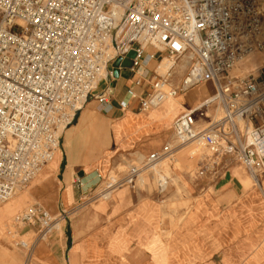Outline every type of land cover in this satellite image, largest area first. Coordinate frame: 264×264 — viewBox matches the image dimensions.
<instances>
[{
    "label": "built area",
    "instance_id": "built-area-1",
    "mask_svg": "<svg viewBox=\"0 0 264 264\" xmlns=\"http://www.w3.org/2000/svg\"><path fill=\"white\" fill-rule=\"evenodd\" d=\"M262 50L264 0H0V205L52 160L87 102L106 101L107 88L99 87L114 77L113 63L131 51L139 84L147 77L145 61L169 65L154 70L141 110L212 82L213 96L174 120L173 138L180 145L204 143L213 166L230 157L254 180L264 179V66L257 74L230 76L239 61ZM181 60L186 75L166 91ZM174 149L168 141L140 165H129L124 183L134 187ZM204 163L201 174L210 161ZM154 177L163 191L166 176L157 170ZM66 214L52 217L34 204L14 216L7 232L30 257L55 228L53 220ZM27 228H37L36 237L16 241Z\"/></svg>",
    "mask_w": 264,
    "mask_h": 264
},
{
    "label": "crops",
    "instance_id": "crops-1",
    "mask_svg": "<svg viewBox=\"0 0 264 264\" xmlns=\"http://www.w3.org/2000/svg\"><path fill=\"white\" fill-rule=\"evenodd\" d=\"M154 63L158 60L145 61L147 77L141 84L136 70L120 69L118 77L100 85L99 92L107 88L106 101L91 99L79 111L75 124L66 128L56 163L47 164L35 187L15 199L10 210L7 205L0 208V237L2 222L26 200L43 199L49 212L79 206L108 168L109 141L114 163H119L120 152L142 160L169 141L180 114L215 93L212 82H203L145 113L139 103L150 91ZM179 63L172 76L174 86L187 72V64L185 69L183 61ZM214 180L210 178L206 185L212 184L213 193L205 189L206 194L188 207V216L168 238L163 235L161 206L150 199L131 203L130 192L114 193L116 188L100 203L81 209L98 214L78 215L69 235L64 233L59 241H38L25 264H264V189L260 187L264 179H253L257 189L245 186L246 178L233 171Z\"/></svg>",
    "mask_w": 264,
    "mask_h": 264
},
{
    "label": "rangeland",
    "instance_id": "rangeland-1",
    "mask_svg": "<svg viewBox=\"0 0 264 264\" xmlns=\"http://www.w3.org/2000/svg\"><path fill=\"white\" fill-rule=\"evenodd\" d=\"M261 54H264V50L259 53H254L250 57L245 59L244 62L241 64V69L244 70L243 72H249L250 70H254L257 69L259 66H262L260 65V63L263 62L264 56H261ZM157 64L158 63H154L151 69L156 70ZM179 64V61H177L176 65L172 69V76L174 71L177 72L176 68ZM168 67L169 65L167 66V68ZM158 71L162 72L163 70L159 69ZM184 72L183 74H185ZM172 87H178V85L174 86L172 84L171 77L170 85L166 87L165 90L169 91ZM145 113H147V111H145ZM210 115L214 116V111H212ZM77 117L78 116L75 117V121L68 127L75 124ZM66 130L67 129L64 130L61 138V150L64 143V134ZM169 141L175 148L172 154L166 160L162 161L156 167L155 170L150 169L144 172L141 176V178L144 177V180L142 181L141 178L137 179L134 187L128 183L124 184L123 186H119V184L124 182L125 174L128 170L129 165H140L141 160L133 157L132 155H128L129 152H120L118 153V158L120 159L119 163H114L116 157L113 154L114 152H112L113 146L110 145L109 141L106 157V164H108V168H106L104 171L102 170V176L100 177L99 181H97L96 185L92 189L86 191L83 196V201L78 202L79 206H77L75 209L73 208L67 211V214L64 216L65 218L63 216L59 217L61 220H63L62 225H60L58 229L54 228L50 232L49 236H47L43 241H59L60 239H62V237H64V233L69 235L68 231L71 229V225L73 227L74 220L78 215L98 214L89 212L84 213L80 210L86 207L87 205H94L100 203L103 198L101 197V195H95V193L99 191V189L104 188L107 183L112 184V186L110 187L112 188V190L116 189L117 187L114 193L119 192L120 190H125L127 194L130 192L131 196L128 197H130L129 199L131 203H139L143 202V200L150 199L152 203L161 206L163 209V235L166 238H168L172 234V232L177 229L179 224H181L188 216V207L193 203H198L202 199L201 195L206 194L205 189H207L209 193H213V187H211L212 184L206 187L210 178L214 177V183H216L217 179L220 178L222 175L229 171H233L234 173L242 175L246 178V181L244 183L245 186H252L254 189L259 188V185H257L254 180L251 179L246 169L230 157H225L222 159V161L217 160V162H220V164L213 166V158L211 157V153L204 143L199 142L200 146H198V142L180 145L173 138V136L170 137ZM192 150H196V153L191 154ZM59 153L60 151H57V153L50 161V164L53 165V163H56ZM204 161H210V163L207 170H205V172L201 174V170L205 164ZM47 167L48 165L43 168V170L38 174V176L27 187L18 191L9 200L1 204L0 208H2V206L7 205L6 208L10 210L12 207V202L15 199L26 193L30 188L35 187L34 185L36 184L37 180L41 177V175L44 174ZM157 170L162 171V173L166 176L168 182L167 188L163 191L162 194H158L157 192L156 179L154 177L157 173ZM53 177L54 179H56V174H53ZM103 183L106 184L103 185ZM260 187L264 189L263 180L260 181ZM195 193L200 194L194 195ZM34 204H38L44 207L46 210L49 209L47 208L43 199H29L26 200L23 205L15 208V210H13L12 213H10L7 218L2 222L0 237V264L27 263L28 252L19 246H15L13 237L7 232V229L12 223V220L15 215L25 211L28 207ZM182 210L183 212H180ZM50 211L52 217H57L62 212V209L58 211L50 209ZM37 232V228H27L21 231L18 236H16V241L32 240L36 237Z\"/></svg>",
    "mask_w": 264,
    "mask_h": 264
},
{
    "label": "bare ground",
    "instance_id": "bare-ground-1",
    "mask_svg": "<svg viewBox=\"0 0 264 264\" xmlns=\"http://www.w3.org/2000/svg\"><path fill=\"white\" fill-rule=\"evenodd\" d=\"M259 52H261V51H258V52H254V53H259ZM254 53H251V54H249L248 56H246L244 59H242L241 61H239L236 65H235V67L230 71V75L231 76H237V77H245V76H247L248 74H257V71L262 67V66H264V65H262V66H259L257 69H255L254 71H249V72H242V73H239V74H236L235 75V73H237L238 71H240L241 70V64L244 62V60L245 59H247L248 57H250L252 54H254ZM181 62V61H180ZM186 62L185 61H183V63L181 64V65H183L184 67L186 66ZM261 65V64H260ZM167 66H168V64H167ZM166 66V67H167ZM157 67H158V65H157ZM174 98V97H173ZM170 99H172V98H170ZM215 111H216V116L217 115H219L220 114V109L218 108H216L215 109ZM214 111V112H215ZM198 142V146H200L199 144V141H194L193 143H197ZM194 153H196V150H192V152H191V154H194ZM107 183V182H106ZM106 183H103V185H105ZM125 183L123 182V183H121V184H119V186H122V185H124ZM112 186V184H108L107 183V185L104 187V188H102V189H99V191H97L96 193H95V195H101V197H104V196H106L108 193H110L111 191H112V188H110ZM118 186V187H119ZM117 188V187H116ZM114 190V189H113ZM66 211H68V210H66ZM62 222H63V220H53V225H54V227L55 228H57L58 229V227L60 226V225H62Z\"/></svg>",
    "mask_w": 264,
    "mask_h": 264
},
{
    "label": "water",
    "instance_id": "water-1",
    "mask_svg": "<svg viewBox=\"0 0 264 264\" xmlns=\"http://www.w3.org/2000/svg\"><path fill=\"white\" fill-rule=\"evenodd\" d=\"M136 56V52L135 51H131L127 58L124 60L121 59H117L114 63H113V69H114V76L118 77L119 71L120 69H132L133 67V62H132V58H134Z\"/></svg>",
    "mask_w": 264,
    "mask_h": 264
}]
</instances>
